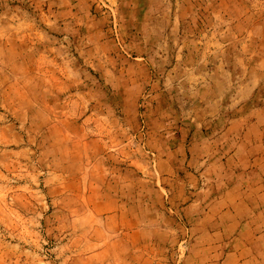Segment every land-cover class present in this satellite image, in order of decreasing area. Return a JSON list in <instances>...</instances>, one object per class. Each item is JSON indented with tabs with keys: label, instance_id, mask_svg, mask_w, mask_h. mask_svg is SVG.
I'll return each mask as SVG.
<instances>
[{
	"label": "rangeland",
	"instance_id": "obj_1",
	"mask_svg": "<svg viewBox=\"0 0 264 264\" xmlns=\"http://www.w3.org/2000/svg\"><path fill=\"white\" fill-rule=\"evenodd\" d=\"M263 106L264 0H0V264H209L194 213L257 188L222 133ZM244 203L221 264H264Z\"/></svg>",
	"mask_w": 264,
	"mask_h": 264
},
{
	"label": "crops",
	"instance_id": "obj_2",
	"mask_svg": "<svg viewBox=\"0 0 264 264\" xmlns=\"http://www.w3.org/2000/svg\"><path fill=\"white\" fill-rule=\"evenodd\" d=\"M264 108V106H263ZM245 117H238L235 120H232V122L229 124L228 131H226L223 136H226L228 133L227 138L231 139L232 136L237 138L239 134L240 136L245 139L247 143L252 146L251 148H247V153L249 155V151H252V156L255 157L253 162L250 164V169H252L250 172H248V177L246 175H239L236 178L239 179V177H242L244 179H241L244 183H255L258 185H255L253 187L252 191L246 193L243 195L242 199H237L236 192L229 191L228 193V200L230 202H223L219 200L215 206H212L209 208L205 214L201 211H195L194 215H197L199 221L194 224H197L198 227L194 226L195 231H199L202 233L204 231L201 229L202 222L205 219V215L210 217L206 223L205 229L209 230V237L205 244L198 243V246L205 249L204 253L209 254L206 256L209 258L210 262L209 264H221L219 262L220 256L223 255V251L221 250L224 245L226 244L224 242V239H228L229 242H231L232 238L235 237L234 231L238 228L239 221L237 218L233 219L234 213L237 214V210L242 203H244V198L249 202V206L252 207L254 211L259 210V206L261 205L260 212L257 213V217H264V111H252L246 114ZM251 121V123H249ZM262 124V127H259V125ZM241 126V127H240ZM242 126L245 127V129H242ZM240 129L238 130V128ZM243 130V133H242ZM216 142H218V138H215L214 140L208 141L205 143V147L202 148L204 152L208 153V155L212 156L214 154L215 145ZM242 144H244L242 142ZM191 149V148H190ZM168 153H171L170 151ZM167 153V158H169V154ZM250 155V156H251ZM248 156V157H250ZM170 161V160H169ZM168 161V162H169ZM171 162V161H170ZM172 163V162H171ZM187 164L191 166L190 160L187 161ZM211 163L204 166V170L210 166ZM186 172L183 174L182 177H178L179 180H177V185H179V189H181L180 192H184V195H186V199L189 201L188 205L186 206L185 214H188L191 216L193 208L196 206L195 200L192 198V194L195 191L200 192V188L197 187L200 179L197 178L196 175L192 174L190 171L185 170ZM231 171V170H230ZM170 177H173V174L171 173L169 175ZM235 178V179H236ZM262 182V183H261ZM172 184L168 182L167 180H162V186H163V194L169 195L170 199H176V196L170 197V191L174 190V186H171ZM185 186H190L191 188L189 190L185 189ZM183 187V189H182ZM197 188V190L193 191L192 188ZM184 190V191H183ZM186 191V192H185ZM261 201V203H259ZM195 210V208H194ZM199 215H203L202 217H199ZM225 219V221H223ZM253 230V229H252ZM192 231V228H191ZM250 231V230H249ZM256 230H254L255 232ZM204 238V234H202ZM254 235H252L253 237ZM199 236L197 239L194 240L192 244V248L194 247L195 243L199 241ZM253 241V239H252ZM246 246L238 247V249L233 250L228 253V263L226 264H260L259 258L254 257L255 253H252L250 251V248H254V244L248 240H245ZM245 242H239L236 244H242L245 245ZM231 249L234 248L235 244L232 242L230 243ZM240 251V252H239ZM241 253H245L247 255H238ZM205 257V258H206ZM254 260V262L252 261ZM259 262V263H258Z\"/></svg>",
	"mask_w": 264,
	"mask_h": 264
}]
</instances>
